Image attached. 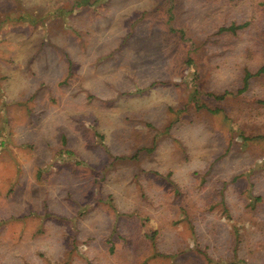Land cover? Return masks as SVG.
<instances>
[{"label": "rangeland", "instance_id": "1", "mask_svg": "<svg viewBox=\"0 0 264 264\" xmlns=\"http://www.w3.org/2000/svg\"><path fill=\"white\" fill-rule=\"evenodd\" d=\"M263 68L264 0H0V264H264Z\"/></svg>", "mask_w": 264, "mask_h": 264}, {"label": "trees", "instance_id": "2", "mask_svg": "<svg viewBox=\"0 0 264 264\" xmlns=\"http://www.w3.org/2000/svg\"><path fill=\"white\" fill-rule=\"evenodd\" d=\"M248 26V24L247 23H245V24H243V25H239V26H237V25H232L231 27H229V28H222L221 30H220V33H226V32H229V33H236L237 31H239V30H241V29H244L245 27H247ZM262 73H264V68H263V70L261 71ZM226 95H228V94H225V95H223V96H221V97H219L220 99H223ZM261 139H264V136H262L261 137ZM234 264H247V262L246 261H244V260H238L237 262H234Z\"/></svg>", "mask_w": 264, "mask_h": 264}, {"label": "built area", "instance_id": "3", "mask_svg": "<svg viewBox=\"0 0 264 264\" xmlns=\"http://www.w3.org/2000/svg\"><path fill=\"white\" fill-rule=\"evenodd\" d=\"M0 146H1V139H0Z\"/></svg>", "mask_w": 264, "mask_h": 264}]
</instances>
